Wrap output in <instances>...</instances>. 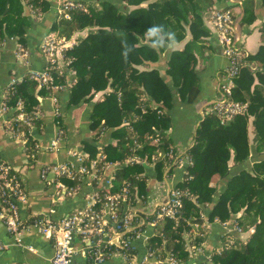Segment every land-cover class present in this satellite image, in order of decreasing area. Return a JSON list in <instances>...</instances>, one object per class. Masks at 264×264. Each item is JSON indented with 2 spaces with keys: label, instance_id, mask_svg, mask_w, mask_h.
Here are the masks:
<instances>
[{
  "label": "trees",
  "instance_id": "16d2710c",
  "mask_svg": "<svg viewBox=\"0 0 264 264\" xmlns=\"http://www.w3.org/2000/svg\"><path fill=\"white\" fill-rule=\"evenodd\" d=\"M22 1L37 15L49 7L48 0H0V39L5 34L17 36V49L26 47L23 33L28 21L22 14ZM124 1L135 7L123 12L110 0H99L94 5L75 0L84 4L87 11L75 6L69 10V19L57 16L50 30L57 31L60 36L69 38L84 28L88 31L66 50V55L71 57L69 66L75 72V81L67 86L64 76L55 75V79L68 91L66 107L90 101L96 92L106 89L101 99L93 104L90 117L93 125L103 119L101 127L117 126L112 129L117 142L110 147L105 145L106 149L102 146L100 152L109 162H122L134 151L140 156L147 155L149 162L156 156V176L163 178L165 169L171 174L175 167L173 159L164 154L170 148L176 151L167 132L171 127L167 110L172 105V87L182 100L194 99L199 89L194 48L210 34L203 17L214 8L234 10L239 5L229 0ZM216 3L224 6L215 7ZM256 5L264 10V0H242L241 23L250 24L256 19ZM234 14L237 15L235 11ZM157 24L175 33L176 42L182 41L187 32L191 39L179 50L167 47L153 50L144 36L148 27ZM260 30L261 44L255 53H244V65L232 88V99L247 102V111L223 123L214 112L204 114L194 129L191 145L182 155L184 172L175 185L195 200L182 197V213L189 218L190 224L202 222V210L206 207L209 222L232 219L242 231L250 228L253 231L245 240L234 238L233 242L218 246L220 252L214 248L210 259L198 264H264V157L256 158L250 169L241 168L231 174L219 190L216 202L208 209L217 191L214 177L229 175V160L234 164L247 160L252 146L255 153L264 151V21ZM124 42L133 49L127 61L121 56ZM165 51L168 52L163 75L154 64ZM136 65L143 68L138 69ZM10 91L8 103L13 105L17 99H22L32 117L38 97L51 95L49 89H37L29 73L15 82ZM37 121L33 119L35 124ZM153 138H157V142H153ZM135 141L140 143L139 147ZM29 143L33 146L36 141L29 136ZM158 151L163 155L157 158ZM97 152L94 146L88 145V158L95 157ZM99 165H103V160ZM143 168L140 164L115 168L112 172L115 189L127 183L130 192L136 190L145 194L147 175L141 173ZM172 225L170 220L162 224L159 232L162 237L158 242L165 239L166 248L179 261H186L189 252L181 233L183 229L189 231L191 226L182 220L175 229ZM204 239L198 238L196 242Z\"/></svg>",
  "mask_w": 264,
  "mask_h": 264
},
{
  "label": "built area",
  "instance_id": "2783aa9c",
  "mask_svg": "<svg viewBox=\"0 0 264 264\" xmlns=\"http://www.w3.org/2000/svg\"><path fill=\"white\" fill-rule=\"evenodd\" d=\"M75 6L87 11L84 4L76 3L75 0H63L59 5L58 16L69 19V10ZM235 18L231 7L214 8L207 15V21L215 31L228 63L220 77L217 98L214 103L203 108L200 114L202 118L205 113L214 112L222 123L245 113L248 108L247 102L232 99L234 79L244 65L245 55L240 41L234 42ZM75 43V38L71 36L67 38L57 32H51L40 44L45 57L44 67L41 70L29 71L30 79L36 83L37 89L45 88L51 91L50 99L57 129L48 148L56 152L62 149L61 143L66 137L63 128L64 111L58 95L67 89L63 84L56 82L55 75L64 76L67 86L75 81L74 71L69 66L71 57L66 55V50L72 48ZM16 53L27 62L26 48L20 47L16 49ZM21 79L11 77L3 89L0 120L6 133L22 144L24 161L31 166L40 149L37 143L33 146L29 143V136L33 138L31 131L35 125L33 119H38L37 113L35 111V116H30L22 99H17L13 105L7 101L12 94L10 87ZM147 137L151 138L152 135ZM152 140L157 142V138ZM135 145L139 147L140 143L135 141ZM175 150L174 153L170 148L164 154L173 159L175 167L184 165V151L177 147ZM65 153L69 159L42 165L39 169L40 179L46 187L51 188L50 212L55 211L54 207L58 203L76 194L84 178L90 180L92 190L84 195L83 205L72 209L58 220L42 214L34 215L30 219L20 215L19 206L26 203L28 197L24 178L19 169L0 156V219L17 246L34 251L32 246L24 245L22 241L24 230L28 226H34L53 247L50 264H197L195 258L198 254H206V260L210 259L213 251L206 249L210 222L203 213L201 223L190 224L189 218L184 217L182 197L195 200L187 191L176 188V184L167 183L171 174H163L159 184L162 187L161 194L157 198L139 194L136 190L132 193L127 183L115 189L112 175L115 168L127 164H148L154 167L156 156H152V161L149 162L147 155L140 156L134 151L122 162H109L101 152L93 158H88V154L77 149H67ZM162 155L161 151L157 152V158ZM101 160L103 165L100 167ZM166 220L173 222V229L181 220L191 226L189 231L183 229L181 233L185 240V249L189 252L186 261H179L166 248L165 239L162 238L161 242H158L159 237H162L159 235L161 226ZM214 222L228 229V221L215 219ZM232 223V228L237 233L253 231V228L242 231L236 222ZM198 238L205 239L196 242ZM5 247L0 241V250ZM215 249L217 252L221 250L220 247Z\"/></svg>",
  "mask_w": 264,
  "mask_h": 264
},
{
  "label": "crops",
  "instance_id": "0c3cea01",
  "mask_svg": "<svg viewBox=\"0 0 264 264\" xmlns=\"http://www.w3.org/2000/svg\"><path fill=\"white\" fill-rule=\"evenodd\" d=\"M48 1L49 7L39 15L35 14L30 9V6L23 5L22 1L24 8L22 14L26 16V20L28 21V24L24 27L25 30L23 33V39L26 45L25 48L28 50L26 63L16 53L17 46L19 45L17 36L5 34L3 39H0V99L1 93L11 77L21 79L24 75L29 73V71L41 70L45 65V57L41 51L40 44L48 34L56 32L51 31L50 27L58 16L59 5L63 0ZM84 1L94 5L99 0ZM110 1L123 12H128L135 7L134 5L127 4L124 0ZM223 6L224 4L221 3L215 4V7ZM240 8V6L234 7V11L237 14L236 16L240 14ZM255 14L256 19L252 23H241L239 41L245 54L255 53L261 44L260 29L264 21V10L259 5H256ZM203 22L210 34L203 37V42L198 43V47L194 48V55L196 58L195 72L198 77L199 85L197 94L192 101L188 98L182 100L176 93L175 87H172V105L167 110L171 118V127L167 131L168 135L173 144L181 151H185L192 143L194 129L201 119L200 109L203 108L204 104L207 102L217 98L220 77L228 63L222 53L221 43L211 24L207 21V16L203 17ZM87 31L88 29L84 28L76 32L82 38L87 34ZM190 39L191 34L187 32L185 38L182 41L176 42L175 46L171 49H182L185 42ZM167 52L168 51H165L159 62L154 64L163 75ZM135 67L138 69L143 68L142 65H136ZM105 91L106 89L96 92L90 101H82L68 107H66L68 91L61 92L58 95L64 111L63 122L66 133L65 141L61 143L62 149L59 152L52 151L48 148L50 140L57 129L50 96L38 97L39 101L36 107L38 121L32 128L31 133L40 149H38L36 160L31 166L24 161L25 154L22 144L6 133L2 126V121L0 120V156L10 162L15 168L19 169L24 178V184L28 193L27 202L19 206L20 215L23 218L42 214L45 216L48 215L53 220H58L72 209L83 205L84 195L92 190L88 178H84L81 181L76 194L58 203L54 207L55 211L50 212L51 188L46 187L40 179L39 169L42 165L69 159L65 153L67 149H77L88 154V145L94 146L98 152H100L106 149V146L110 147L116 144L117 138L112 135V129L117 126L101 127V125L104 124L103 119L100 120L98 124L93 125V120L90 117L93 104L101 99L100 96ZM127 122L129 121H124V123ZM129 128L131 127L129 126ZM102 146H104V148ZM259 157H264V151L255 153L252 146L250 156L247 160L238 164H234L232 160H229V175L224 178L214 177V181L217 183V191L213 195L212 203L208 209L216 202L219 190L225 185L229 176L241 168L250 169L252 162ZM140 165L144 166V172L141 173L147 175L145 179L146 196L157 198V196L161 194L162 187H160L159 184L162 178H157L154 167L148 164ZM183 172L184 165H177L173 169L167 183L175 185L176 182L181 179ZM205 208H203L202 211L203 215L207 218V211ZM232 224V219H230L228 221V229L226 230L221 224L210 222L206 240L207 251L218 248V246H222L225 243L233 242L234 238L245 240L252 233L251 231H246L242 234L237 233L233 230ZM0 241L6 245L3 250H0V264H50V258L53 255V247L50 241L38 232L34 226H28L22 234L23 244L32 246L34 251H30L22 246H17L1 219ZM205 257L206 254H198L195 258V262L198 264L206 260ZM185 264L193 263L187 262Z\"/></svg>",
  "mask_w": 264,
  "mask_h": 264
},
{
  "label": "clouds",
  "instance_id": "9594fccd",
  "mask_svg": "<svg viewBox=\"0 0 264 264\" xmlns=\"http://www.w3.org/2000/svg\"><path fill=\"white\" fill-rule=\"evenodd\" d=\"M144 38L148 41V46L153 50H159L162 47L171 49L176 44L175 33L167 31L164 25L159 24L148 27ZM132 51V47H130L127 42H124L123 51L121 53L122 58L127 61Z\"/></svg>",
  "mask_w": 264,
  "mask_h": 264
},
{
  "label": "water",
  "instance_id": "95a60500",
  "mask_svg": "<svg viewBox=\"0 0 264 264\" xmlns=\"http://www.w3.org/2000/svg\"><path fill=\"white\" fill-rule=\"evenodd\" d=\"M231 3H236L240 7L242 6V0H229ZM243 16V12H240L238 16H236L235 21H234V42H238L240 40V35H241V18ZM214 103V100L207 102L204 104L203 108ZM201 108L200 111L203 109Z\"/></svg>",
  "mask_w": 264,
  "mask_h": 264
},
{
  "label": "rangeland",
  "instance_id": "374dc122",
  "mask_svg": "<svg viewBox=\"0 0 264 264\" xmlns=\"http://www.w3.org/2000/svg\"><path fill=\"white\" fill-rule=\"evenodd\" d=\"M56 32H57V31H56ZM57 34H58V32H57ZM71 37H72V38H75L76 42H77L78 38H81L80 35H79L77 32H74V33L71 35ZM100 97H102V95H101Z\"/></svg>",
  "mask_w": 264,
  "mask_h": 264
}]
</instances>
